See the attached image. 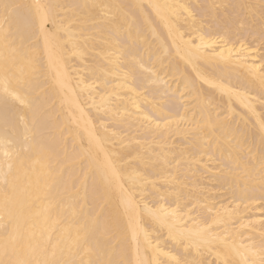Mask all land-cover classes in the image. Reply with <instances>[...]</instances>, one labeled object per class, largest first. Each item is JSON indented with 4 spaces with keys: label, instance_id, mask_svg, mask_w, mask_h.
Instances as JSON below:
<instances>
[{
    "label": "bare ground",
    "instance_id": "bare-ground-1",
    "mask_svg": "<svg viewBox=\"0 0 264 264\" xmlns=\"http://www.w3.org/2000/svg\"><path fill=\"white\" fill-rule=\"evenodd\" d=\"M7 2L23 4L31 0ZM65 2L144 5L130 23L143 33L139 37L142 43L147 41L154 48L160 44L165 46L164 64L169 74L163 78L173 89L179 87L182 91L184 76L196 78L200 89L198 97L194 95L184 100L190 109L188 119L205 103H210L211 116L214 120L219 117V121L215 127L205 122L186 124L181 120L185 115L182 108L179 115L171 117L168 128L162 121H157L160 128L141 126L138 120L143 117L131 114L142 110L144 105L135 96L130 102L124 95L127 89L119 88L120 73L110 77L113 83L106 90L95 78L99 51L94 47L96 41L82 38L81 47L74 53L46 49L41 41L28 56H34L43 66L49 85L61 81L63 87L42 95L47 108V126L36 138L38 146L36 142L32 147L23 145L14 166L15 190L0 186V209L5 197H9L13 218L19 220L23 229L36 231L37 239L40 230L51 225L53 243L57 242L55 237L62 234L59 245L64 258H69V249L78 231L87 227L92 237L91 251H77L71 257L83 260L84 264L89 260L136 264L137 259L153 258L155 248L168 253L162 258L169 260L180 258L175 251L179 248L188 260L198 264H246V261L251 264L253 260L259 264L264 241V129L261 128L264 48L259 39L264 31V20L258 8L261 0ZM153 4L172 7H162L158 14L151 7ZM240 4L257 6L255 17L243 29L238 22ZM212 5L228 7L212 8ZM186 9L196 14L195 21ZM83 23L85 26L90 23L86 15ZM208 32L221 35L208 36ZM223 33H227V39L223 38ZM93 34L91 30L84 33L89 38ZM201 36L205 46L199 59L191 62L190 50L183 41L199 44ZM3 52L0 43V54ZM116 59L115 56L112 61L106 58L105 63L111 64ZM14 71L17 75L21 71L28 75L27 60L17 64ZM202 76L210 83H205ZM101 97L110 101L107 115L99 107ZM195 119L199 121V115ZM161 150L169 155L183 153L172 168L174 187L163 203L164 209L175 213L170 216L168 225L176 235L186 228L203 229L206 243L178 245L169 236V227L161 228L139 209L127 208L121 201L119 187L110 188L104 179L106 154L130 151L128 160L140 175H146L149 181L157 180L159 186L163 178L151 175V165L156 163ZM138 157L143 159L137 160ZM119 183L128 189L123 180ZM152 191L148 187L143 194L151 200L148 194ZM140 196L138 187L136 199ZM45 210L47 224L44 223ZM101 212L104 214L101 227L93 233L89 221L99 217ZM0 217L7 222L3 211ZM145 232L151 241L147 246L143 244Z\"/></svg>",
    "mask_w": 264,
    "mask_h": 264
},
{
    "label": "snow or ice",
    "instance_id": "snow-or-ice-1",
    "mask_svg": "<svg viewBox=\"0 0 264 264\" xmlns=\"http://www.w3.org/2000/svg\"><path fill=\"white\" fill-rule=\"evenodd\" d=\"M151 7L159 14L162 7L172 6L153 4ZM210 7L219 8L228 7V5ZM237 7L240 17L239 26L243 29L246 23L255 17L257 6L240 4ZM143 8L142 4L85 5L68 3L65 0H31L29 3L22 4L0 0V43L4 49V52L0 54V62H2L0 66V186L15 190L14 166L19 161L20 151L23 145L32 147L36 142L38 146L39 142L36 138L47 126L45 121L47 108L41 97L49 91H56L58 87H63L61 81L49 85L48 80L44 78L43 66L34 56H28L29 51L33 53L36 51L41 41L46 49L66 50L72 53L81 47L82 38L96 41L94 47L99 48V51L96 53V67L93 73L95 78L101 81L102 89L106 90L113 83L110 77L116 72L120 73L119 88L127 89L124 95L130 102H133L135 96V99L140 100L144 105L142 110L131 114L143 117L142 120H138L141 126L160 128L161 124L157 121H162L165 122L163 126L168 128L171 117L179 115V110L182 108L185 109V115L181 117V120L186 124L199 125L205 122L210 127L218 124L219 117L214 120L211 116L210 103H205L191 119H188L190 109L184 100L194 95L198 97L200 89L196 78L184 76L183 91L179 87L173 89L163 78L169 74L164 64L167 58L165 46L160 44L154 48L147 41L142 43L139 37L143 33L137 31L138 26L130 23V20H133ZM258 8L260 17L264 20V0H261ZM85 9L86 12L83 11ZM84 15L90 21L86 26L83 23ZM188 16L195 21V13L188 11ZM89 30L94 33L91 38L84 35L85 31ZM214 34L221 35L207 33L208 36ZM223 38L227 39V33H223ZM259 39L261 47L264 48V31L261 32ZM183 43L190 50L189 61L198 60L205 46L204 37H200L199 44L192 40L183 41ZM113 56L117 58L115 62L105 63L106 58L112 61ZM25 60L30 73L26 75L21 71L17 75L14 68ZM201 78L205 83H210L209 79L203 76ZM148 97L152 99L148 100ZM99 107L103 108L107 115L110 110V101L107 97H101ZM196 115H199V121L195 119ZM261 128L264 129V120L261 122ZM129 155H131L130 151L127 154L116 151L106 154L107 165L102 173L110 188L119 187L120 198L124 205L127 208L139 209L141 214H146L161 228L169 227V236L180 246L186 242L189 245L206 243L203 229L186 228L179 235L174 234L168 225V220L175 213L174 211L169 213L163 208V203L167 202L169 193L174 187L175 177H172V168L179 163L183 153L169 155L161 150L156 163L151 165V175L163 178V183L159 186L157 180L149 181L146 175H140L137 167L128 160ZM139 159L143 157H138L137 160ZM120 180L128 185L127 190L119 183ZM138 187L141 192L140 199H136ZM148 187L153 189L148 194L151 200L143 194L147 192ZM11 203V199L6 196L3 207L0 209L7 216V222H4V217H0V264H84L83 260L77 261L71 257L77 251H91L89 246L92 237L87 227L78 231L72 241V248L69 249V258H64L63 250L59 245L62 234H58L55 237L57 242L53 243L54 237L51 233L54 229L49 225L46 230H40L39 239H37L36 231L23 229L19 220L13 218L10 210ZM46 213L47 210L44 214L45 224L48 223ZM103 215L101 212L99 217L89 221L93 233L101 227L100 221ZM136 236L137 230L134 227V240ZM150 243L149 235L145 232L143 244L147 246ZM175 251L180 258L173 257L169 260L162 258L168 253L155 248L153 258L137 259L136 264H198L195 260H188L179 248H175ZM260 257L259 264H264V241L261 242ZM88 264H105V262L89 260ZM251 264H257V262L253 260Z\"/></svg>",
    "mask_w": 264,
    "mask_h": 264
}]
</instances>
